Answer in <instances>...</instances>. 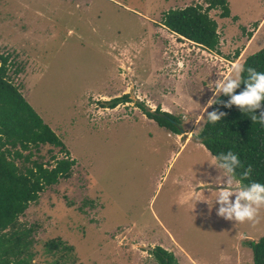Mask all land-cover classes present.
Returning a JSON list of instances; mask_svg holds the SVG:
<instances>
[{"label": "rangeland", "instance_id": "obj_1", "mask_svg": "<svg viewBox=\"0 0 264 264\" xmlns=\"http://www.w3.org/2000/svg\"><path fill=\"white\" fill-rule=\"evenodd\" d=\"M208 2L0 0L7 77L66 147L21 152L45 165L75 160L70 176L46 186L19 217L27 241L19 256L29 264H159L156 246L198 264H253L239 234L263 236L264 209L255 226L218 216V203L210 211L206 201L214 206L226 174L198 132L189 139L185 132L202 128L214 82L236 78L250 32L256 29L247 53L264 47V0H226L227 17L220 7L209 10L218 23L217 54L162 21L169 9ZM124 94L128 102L103 104ZM140 102L177 116L181 127L159 126ZM31 161L15 159L19 167Z\"/></svg>", "mask_w": 264, "mask_h": 264}, {"label": "trees", "instance_id": "obj_2", "mask_svg": "<svg viewBox=\"0 0 264 264\" xmlns=\"http://www.w3.org/2000/svg\"><path fill=\"white\" fill-rule=\"evenodd\" d=\"M215 7L221 8V17L229 16L226 0H209L205 8L195 4L169 9L164 13L162 21L168 30L215 51L219 44L218 24L209 15V10ZM7 62L8 57L0 55V264H29L28 257L19 256L23 248L27 247L24 238L26 232L17 230L20 226L19 217L31 202L39 199L46 186L70 176L75 160L67 155L61 159L54 158L53 164L45 165L37 160L31 161L30 151L23 155L21 150H28L30 146L38 148L41 144H49L60 150H65L66 147L7 77ZM249 68L264 73V47L244 59L239 75L241 85L236 89L237 94L246 88L243 82L248 79ZM129 99V95L124 94L103 104L113 108ZM215 99L217 103L212 105L210 112L217 111L225 115L215 123L206 118L196 135L197 139L219 162L220 155L229 151L238 156L241 167L236 168L234 178L240 182V187L253 182L264 184V124L253 122L252 112H244L236 105L226 107L230 96L222 93ZM137 106L159 126L175 132L181 127L177 116L160 110L159 106L153 111L142 102ZM261 112H264V102L256 110V115L259 116ZM19 158L30 160L31 165L19 167L15 163V159ZM249 167L252 171L244 178L242 173ZM9 231L12 232L8 233ZM245 243L252 249L253 264H264V235L256 241L249 240ZM58 244L60 242H50L51 247H57ZM151 253L159 264H176L172 252L161 246L154 247ZM11 256L15 259L11 260Z\"/></svg>", "mask_w": 264, "mask_h": 264}, {"label": "clouds", "instance_id": "obj_3", "mask_svg": "<svg viewBox=\"0 0 264 264\" xmlns=\"http://www.w3.org/2000/svg\"><path fill=\"white\" fill-rule=\"evenodd\" d=\"M242 71L240 67L235 68L236 78L222 77L214 82V87L211 89L215 97H219L222 93L231 97L225 106H238L242 111L252 112L251 119L253 122L258 121L264 124V112L259 116L256 115V110L262 107L264 102V73L257 72L254 68L248 69V79L243 83L246 88L243 92L237 94L236 89L240 87L241 80L239 74ZM217 103L216 99L209 100L207 107H212ZM225 115V113H218L212 111L207 113L208 121L215 123ZM198 124L199 121H196ZM220 163L218 167L223 169L226 174L224 183L216 190V197L214 206L209 203V209L219 204L217 215L236 224L251 222L253 226L259 223L258 215L261 209H264V184L253 182L248 186L234 188V175L237 167H241L240 160L236 154L229 151L227 154H221L219 157ZM211 165H214L210 162ZM216 167V165H214ZM252 169L249 167L242 173L244 178H247ZM210 191H213L210 185H207ZM235 197L233 200L232 198Z\"/></svg>", "mask_w": 264, "mask_h": 264}, {"label": "crops", "instance_id": "obj_4", "mask_svg": "<svg viewBox=\"0 0 264 264\" xmlns=\"http://www.w3.org/2000/svg\"><path fill=\"white\" fill-rule=\"evenodd\" d=\"M218 24V23H217ZM251 30V29H250ZM217 32H218V30H217ZM219 33V32H218ZM251 34H250V36H248L247 38H245L246 40H244V47H243V50H242V52L239 54L241 57L244 55V54H246L247 56L249 55L247 52H248V50H249V48H250V46H251V44H252V42H253V40H254V38H255V33H256V29L253 31V32H250ZM245 37V36H244ZM183 38V37H182ZM186 39V38H185ZM241 39V38H240ZM237 40H239V39H236L235 41H237ZM220 41V40H219ZM194 43V42H193ZM209 51H211V50H209ZM211 52H215L216 53V51H211ZM214 53V55H216ZM212 55V54H211ZM246 56V57H247ZM238 58H239V56H238ZM225 60V59H224ZM237 60V59H236ZM236 60H234V62L233 61H231V60H227L228 61V63L229 64H235L236 62ZM229 67V66H228ZM181 131H183V133H184V130H182L181 129ZM197 132H199V130L198 129H193V130H191V131H186L185 133H187V136H186V139H189V138H192V137H194V135H196V133ZM204 147V146H203ZM206 148V147H205ZM207 149V148H206ZM208 150V149H207ZM209 151V150H208ZM210 152V151H209ZM242 235L244 236V241H248V240H250V239H247L246 237H248V232H245V233H243V234H239V237H242ZM169 237V239L171 240V242H173V244L175 245V246H178L176 243H177V241L171 236V235H169L168 236ZM164 246V245H163ZM250 247V246H249ZM164 248H167L166 246H164ZM172 248L171 247H169V249L168 250H171ZM251 248H249V250H250ZM182 250V249H181ZM252 250V249H251ZM172 254L174 255V253L172 252ZM176 254V253H175ZM249 260H250V251H249ZM177 255H174V257H175V259H176V264L178 263V264H187L188 262L189 263H191V264H198V263H195L194 262V260H190L189 259V255H188V253H186V252H182V256L181 257H176ZM183 258H185L186 259V261H187V263H185L184 261H183ZM236 262H238V261H236ZM240 262V261H239ZM252 263H253V255H252ZM239 264V263H238ZM246 264H249V261L246 263Z\"/></svg>", "mask_w": 264, "mask_h": 264}]
</instances>
